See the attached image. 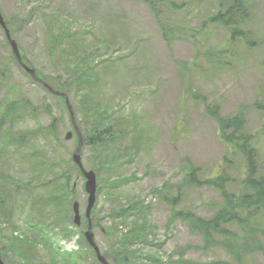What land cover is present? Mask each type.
Masks as SVG:
<instances>
[{
    "label": "rangeland",
    "instance_id": "374dc122",
    "mask_svg": "<svg viewBox=\"0 0 264 264\" xmlns=\"http://www.w3.org/2000/svg\"><path fill=\"white\" fill-rule=\"evenodd\" d=\"M24 1L0 0V9L9 21L12 38L37 72L42 77L48 75L40 49L48 41L46 14L51 15L56 9L58 22L73 25L75 33L80 34V39L76 36L74 43L65 42L61 47L77 54L81 45L90 52L85 62L95 66L98 73L95 90L102 91L100 100L116 119L112 132L120 133L126 125L140 128L135 143L130 131L110 141L109 149L124 152L122 163L97 178L101 185L98 204L103 215L95 209V236L102 254L113 260L114 255L127 249L135 256L132 264H264V210L250 219L246 229L237 224L230 226L233 236L229 253L222 246L204 248L201 236L192 233L185 222L175 220L168 224L171 207L163 201L164 197H178V210L191 211L205 219L211 218L223 204L216 189L186 185L184 173L189 166L197 168L201 180L222 176L230 193L240 195L246 191L243 153L230 142L238 119L243 122L245 134L252 137L249 142L256 150L255 175L264 177V0H242L248 14L243 27L249 31L248 41L231 40L220 25L206 23L207 17L225 8V0H153L164 26L171 30L168 32L172 39L163 37L157 19L142 0H55L53 5L48 4L51 0H42L43 5L48 4L47 8L23 25L21 20L29 8L40 0ZM83 28L92 31L83 37ZM1 31L0 27V201L10 211L8 217L2 216L4 224L0 221L1 256L7 264H66L70 258L72 264H99L85 250L82 239L86 195L83 178L71 160L77 136L67 108L58 96L35 84L11 59V48ZM103 59L115 61L105 73L98 65ZM4 84L15 90L8 92ZM79 94L76 89L70 91L69 99L85 132L84 111L78 107ZM22 97L25 110L21 113L16 110L10 116L1 114L4 100L20 105ZM117 104L124 107L121 114L129 121L119 120L114 111ZM53 118L58 119L55 136L38 133L30 137V131L48 127ZM68 131L72 136L67 140ZM35 147L41 152L38 159L33 156ZM133 155V163L123 161ZM81 163L86 171L93 169L91 148L82 147ZM43 166L52 168L44 172ZM61 172L69 175L68 185L75 191L64 202V216L72 220L74 200L80 206L82 225L75 233L80 253L67 255L62 250L61 255L55 252L54 260L49 252L37 249L29 240L24 246L21 229L28 213L26 202L33 201L39 207V200L54 194L48 185L53 178L61 179ZM123 176L129 177L128 186L107 190L105 184L110 179H116L110 184L117 185L125 182ZM162 187L160 193L150 192ZM22 199L23 214L19 207ZM137 199L149 204L142 222L150 225L145 235L150 244L133 243L127 248L121 241L128 232L123 226L116 228L119 223L110 213L118 205ZM55 208L60 210V205ZM13 226L19 227L21 236L12 232ZM49 231L45 232L50 246L54 239L64 236L59 229L53 235ZM120 231L125 233L121 237ZM5 239L13 247L25 250L22 253L25 257H17L3 248L1 241L6 242ZM30 244L35 246L31 248L33 251L29 250ZM179 252L186 262H175ZM121 257L119 254L118 259Z\"/></svg>",
    "mask_w": 264,
    "mask_h": 264
},
{
    "label": "trees",
    "instance_id": "16d2710c",
    "mask_svg": "<svg viewBox=\"0 0 264 264\" xmlns=\"http://www.w3.org/2000/svg\"><path fill=\"white\" fill-rule=\"evenodd\" d=\"M142 1L148 5L155 18L157 19L158 24L162 30L163 37L165 39L170 38L168 31L171 30L164 26L163 21L161 20V12L155 6V2L153 0ZM26 2L27 0L24 1V3ZM43 2L44 1L40 0L38 4L29 3L34 5L29 8V11H27V16L21 20V23L23 25H26L32 16H35L44 11L47 8L48 4L53 5L55 0H51L48 4L45 5H43ZM225 2L227 3L225 8L223 10H218L207 17L205 20L206 23L220 25L229 34L231 40H245L248 37L249 31L243 28L247 23L248 18L247 8L244 2L242 0H225ZM0 13L5 21L6 30L9 32L10 38L14 40L12 38L13 32L9 29V21L6 20L1 9ZM46 16V27L47 31H49L47 35L48 41L47 43L43 44L42 48L40 49V54L45 57L44 70L48 73V75L42 77L37 72L34 64L25 57L21 47L15 40L14 41L19 49L22 65L18 63L12 51L10 53L12 57L11 59L15 61L20 68H23L24 70L25 68L33 70L37 77L36 81L27 73L26 70L24 71V73L29 76L35 84L46 90L48 93L55 95L50 91L54 90L66 96V100L71 108L72 115L74 116L76 127L83 139L82 147L91 148V155L93 156L95 164L93 166V169L89 171H92L95 174L97 182L98 176L108 173L112 168L122 163V155L124 154V152L117 149H109L110 141L116 139L118 140L120 139V133L125 134L130 131L133 134L131 140L135 143L140 137L138 133L140 131V128L136 125H126L120 133L112 132L116 123V119L113 118V112L108 110V106L103 101V99L102 101L100 100V98L102 97V91L97 92L95 90V84L97 83L96 80L98 76L97 71L94 69L95 66L93 64L85 62V60L89 58L90 52H87L86 49H82L81 45L79 46L77 54L67 48L61 47L65 42H68V44L74 43L76 36H78L79 38L80 34L75 33L73 25L64 26L60 22H58L56 9L52 11L51 15L46 14ZM4 31L5 30L2 29L1 32L4 33ZM82 31H84L82 33V36L86 37L88 31L92 30H85V28H83ZM4 36L5 43L9 46V42L5 33ZM114 64L115 61L111 59H103L98 63V65L102 67V72L104 73ZM3 88H5L8 92H12L15 90L14 87H9L7 84H4ZM75 89L80 92L78 107L84 111L83 124L86 127L85 132H83L80 123L76 119L73 106L69 99V92H73L75 91ZM58 97L62 101L64 107L67 108V102H65L64 97ZM20 102L21 103L19 105L16 101L4 100L1 114L10 116L13 115L16 110H19L21 113L23 110H25L24 97L21 98ZM26 103L29 104V108L31 111L35 110V108L30 105L29 101H26ZM123 109L124 107L122 105L117 104L114 108V111L119 114V120L129 121L128 119H124V115L121 114ZM46 110L51 113V109L49 107H46ZM69 118L71 123L70 113ZM57 122L58 119L53 118L52 123L48 127L39 128L36 131H30V133L28 134L30 135V137H35L38 133H50L52 136H55V133L57 131ZM224 125L225 127H228L227 123H225ZM234 129L235 130L233 133V137L230 139V142L235 148H238L243 153L242 157L245 160L247 175L245 176L246 179L244 180V189L246 190L244 193L240 195L230 193L227 188L226 179L223 180L222 176H215L213 178L210 177L205 178V180H201V178L199 177V173L197 172V168H195L194 166H189L184 173V182L186 183V185H207V187L209 186L213 189H216L221 196L223 204L214 210L211 218L205 219L194 215L191 211L184 212L178 210L176 208V200L178 197L170 199H166V197H164L163 199V201L167 202L171 207V215L168 220V224L172 223L175 220L185 222L188 224V228L192 233L201 236L203 243L202 245H204V248H209L211 246H222L229 253L232 252L230 240L233 236L230 231V226L232 224H237L239 227H245L246 229L247 226H250V219L256 216L261 210H264V177H257L255 175V158L253 157V153L256 152V150L250 145L249 142V138L252 139V137L245 134L243 130V122L240 119L236 121V127ZM40 155L41 152L39 148L35 147L33 156L38 159ZM134 157L135 156L133 155L132 158L129 159V156H126L123 161L125 162L129 160L133 163L135 161ZM51 168H45L43 166L44 172L49 171ZM75 168L78 174L82 177L80 169L77 166H75ZM36 170H38L37 172L40 173L39 165H36ZM137 173L138 172H136V176ZM60 176L62 178L59 180L55 178L50 180L48 188L50 189V193L54 194H50L41 201L39 200V203L41 204L39 207L36 206L33 201L28 200V202H26L28 213L25 217L26 222L23 225L24 228L21 229L25 235L24 246L28 245L27 241L29 240L37 247V249L40 250V248H43L46 250V253L49 252L54 260H56V258L54 257L55 251L47 245L48 236L45 231L50 230L48 233L50 234L51 232V235H53L54 232L59 229L61 230L62 235L67 236L66 238H68V236H73L78 231V228L73 225L72 220H69L68 215L64 216V202L69 198L70 195L74 194L75 192L74 189H72V187L68 185V183L71 182V178H69V175L65 174L64 172H61ZM123 177L125 178V182L116 183L117 185H111L110 182L115 181L116 179H110L105 184L107 190L111 191L112 189L120 188L123 185L128 186L131 182L129 177ZM57 181H59V183H56ZM103 182H105V180H103ZM15 189L16 191H18L17 188ZM162 189L163 187L161 189L156 188L152 189L150 192L160 193ZM100 191L101 185H98L97 183L96 201L90 216V226L96 246L98 247V251L108 264H132V259L135 258L132 252H129L127 249H125L124 251L119 253L122 254V257L120 259H118L119 254H116L114 255V259L110 260V258L105 253L102 254L96 242L95 231L97 221L94 219V211L97 208L98 211L102 213V211L100 210V205L98 204V195ZM74 202L78 201L74 200L72 202V205ZM19 204V207L21 206V214H23L25 211L24 199L19 200ZM57 205H60V210H57L55 208V206ZM148 210L149 204L140 203V200L137 199L131 203H127L126 205H118L117 209L113 210L110 213V216L116 218V222L119 223L116 228L118 229L123 226L122 228L126 229L125 233L128 232L127 234H125L120 231V237L125 234L121 242L124 243L127 248L129 244L133 245V243H135L136 245L139 242H142V244H145L146 242L150 244L149 237H145L146 233L151 229L150 225L149 223L142 222V218L144 216H147ZM9 214L10 211L6 208V205L4 209V205H2V202L0 201V221L2 224H4L5 221L2 216L8 217ZM59 215H61L60 218ZM28 218L30 220H28ZM12 232L18 234L17 236H21V234L19 233V227L17 226L12 227ZM5 240L6 242L1 241L3 248L8 249L13 255L23 258L24 254L22 256V253L26 251L22 250V248L13 247L8 239ZM84 243L85 250L91 252L96 258L93 249L85 241ZM33 244H30L31 247L29 250L31 251H33V249L31 248L35 247ZM1 254L2 253L0 251V256ZM178 256L179 257L175 262H186L182 258L183 255L181 252L178 253ZM237 257L239 258L240 255L237 254ZM2 260L4 261L3 258ZM72 263L73 262L71 258L66 262V264Z\"/></svg>",
    "mask_w": 264,
    "mask_h": 264
},
{
    "label": "water",
    "instance_id": "95a60500",
    "mask_svg": "<svg viewBox=\"0 0 264 264\" xmlns=\"http://www.w3.org/2000/svg\"><path fill=\"white\" fill-rule=\"evenodd\" d=\"M0 26L5 28V24H4V21H3L2 17H1V15H0ZM6 34H7V37L9 39V43H10V46H11V49H12L13 53L17 57L18 61H20L19 51H18V48L16 46V43L14 41L10 40V36H9V33H8L7 30H6ZM28 71L33 77H35L33 71H31V70H28ZM55 94H58V93H55ZM70 137H71V133H68L66 138L69 139ZM81 145H82V140L79 137L77 149H76V152L73 154L72 159H73V162L79 168L82 169L81 160H80V158H81V155H80ZM82 173H83V176H84V178L86 180V182H85V192L88 195L87 207H86V217L89 218L90 211H91V209H92V207L94 205V202H95L96 180H95V176H94V174L92 172H86V171L82 170ZM73 212H74L73 222H74V224L78 225L79 224V220H80V216H79V213H78V205L77 204H74ZM85 237H86V240L89 242V244L95 249V251L98 252V250L95 248L93 237H92V233H91L89 228H88V231L85 234ZM97 258H98V260H99V262L101 264H107L106 261L104 260V258L101 257L98 254H97ZM0 264H4V262L1 259V257H0Z\"/></svg>",
    "mask_w": 264,
    "mask_h": 264
}]
</instances>
